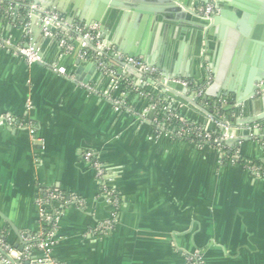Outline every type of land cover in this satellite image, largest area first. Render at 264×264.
<instances>
[{"label": "crops", "instance_id": "crops-1", "mask_svg": "<svg viewBox=\"0 0 264 264\" xmlns=\"http://www.w3.org/2000/svg\"><path fill=\"white\" fill-rule=\"evenodd\" d=\"M36 1L84 23L108 8L103 0ZM179 1L191 4L193 14L177 20L158 11L143 15L129 6L155 8L150 0H117L120 5L113 7L123 16L116 30L114 19L108 20L111 40L133 39L138 51L152 60L160 58L169 72L198 84L209 81L206 89L214 84L216 69L223 78L230 74L238 88L239 57L264 60V41L254 36L258 30L264 37V21L256 20L264 17V0H236L237 7L232 0H216L225 22L211 25L206 39V27L197 17L209 0ZM244 10L249 12L247 26H240L248 32L245 36L234 24L245 16ZM215 11L214 16L220 14V8ZM20 18L19 11L10 18L0 14V232L6 241L15 247L26 242L22 235L43 228L37 202L51 189L72 198L56 222L51 246L56 264H183L184 254L196 249L205 264H264V177L241 163L223 164L211 147L196 148L156 132L138 115L143 99L135 100L137 112L132 113L116 110L89 92L78 81L104 89L102 73L79 60L75 51L58 58V44L41 34L35 20L28 41L42 61L28 64L14 53L27 41ZM242 37L248 44L243 50L236 45ZM53 60L74 79L51 70ZM233 60H239L236 67ZM231 95L236 109V96ZM248 104L235 120L239 150L243 157L264 163V147L244 134L239 122L264 113V90ZM180 109L188 117L204 119L189 102ZM5 115L30 128L9 124ZM86 149L107 167L104 182L119 198L116 221L104 232L97 226L109 217L110 207L82 157ZM55 206L45 205L44 210L51 213ZM39 255L33 251L32 256Z\"/></svg>", "mask_w": 264, "mask_h": 264}, {"label": "built area", "instance_id": "built-area-1", "mask_svg": "<svg viewBox=\"0 0 264 264\" xmlns=\"http://www.w3.org/2000/svg\"><path fill=\"white\" fill-rule=\"evenodd\" d=\"M214 7L213 2L207 1L206 5L200 9V14L204 17L212 16ZM18 11L21 14L23 36L27 41L17 46L14 53L21 55L28 64L42 61L38 49L28 41L31 25L35 20L39 24L41 34L55 40L58 44L60 48L58 58L75 51L79 60L93 63L107 82L104 89L81 81H78L79 85L99 98L108 100L116 110L136 113L135 100L143 99L145 105L138 115L142 119L149 120L156 132L164 134L173 141L189 142L196 148L211 147L216 150L222 163L225 151L228 150L232 152L229 164L238 163V159L242 156L239 150L240 136L237 134L238 124L232 123L230 115L236 120L241 106L237 104V111L234 114L220 112V108L228 101L227 95H220L215 97L211 105L213 112H209L205 101L209 96L203 98L209 81L198 84L182 77L168 78L157 66L148 64L142 58L127 56L113 46L105 45V38L98 22L84 23L68 20L56 10L33 0H0L1 15L10 18ZM83 39L90 41L91 46H87ZM4 43L5 47H8L9 42L4 41ZM127 66L131 67L133 73L126 69ZM48 67L58 74L74 79L73 75L68 74L58 60L51 61ZM169 83L190 89L188 97L190 99L197 97L198 105L189 104L202 113L203 120L194 119L182 113L181 103L174 98V95L181 94V91L170 86ZM134 92L135 94H132ZM4 117L9 124H15L16 127L30 128L29 124L24 122L12 121L9 115ZM216 128L219 133L213 134ZM242 129L248 132L247 135L250 138H256L264 147V123L253 121L244 124ZM82 157L93 168L96 181L100 186V193L110 207L109 217L97 226L98 231L104 232L110 229L116 221L119 198L116 190L105 184L104 176L107 167L99 160L96 153L86 149L82 152ZM245 166L255 176L264 177V172L260 167ZM43 193L37 202L43 228L35 235H22L26 239L22 249L9 244L0 232V264H56L51 256L56 222L72 198L51 189H46ZM74 200L77 205H80L79 199L74 198ZM51 203L56 204L55 208L51 213L46 212L44 206ZM34 250L40 251V255L32 256ZM183 264H205L202 251L196 249L185 253Z\"/></svg>", "mask_w": 264, "mask_h": 264}, {"label": "water", "instance_id": "water-1", "mask_svg": "<svg viewBox=\"0 0 264 264\" xmlns=\"http://www.w3.org/2000/svg\"><path fill=\"white\" fill-rule=\"evenodd\" d=\"M34 2H37L36 0H33ZM137 1V0H136ZM139 1V0H138ZM151 2H153L156 7L155 8H148L146 10H142V8H136L134 6H129V9L132 11H137V12H143V15L145 14H152L155 11L160 12L163 16H167L169 18H172L173 20H177L183 16H185L187 13L188 14H193L191 11V7L190 5H186L182 2H180L179 0H150ZM39 3V2H37ZM216 4L214 5L217 8H220V14L217 16H214V14L212 16L209 17H204L202 15H200L199 20L202 22V24L206 27L205 33H204V38H207V34H208V28L211 25H216L220 23L225 22V20L223 19L225 16V11L222 9L221 5L219 4V2H215ZM103 4L107 5L108 8L106 7L105 10L103 11L104 14L103 16L99 17V16H92V18L86 22V23H90V22H98L99 26H100V30L102 32V35L105 38V45H109V46H113L114 48H116L117 50L121 51L123 54L130 56V57H139L142 58L145 62H147L148 64H152L157 66L162 72H164V74L166 75V77L168 78H174V77H179V74L177 72H169L166 68H163L162 63L160 58L156 59V60H152L151 58H147L146 56H144L143 51L137 49V47H135V41L133 39H127L126 41L123 40H111L110 38V32L109 30L112 31V29L109 27L108 25V20L110 19H114V21L116 22V27L114 28L115 30L117 29V23L118 20H121V17L123 16V14H119L117 13V11H115L114 9V5H120L117 0H103ZM203 4V3H202ZM232 4L233 6L237 7V2L236 0H232ZM246 11V10H244ZM174 12V13H173ZM247 13H245V16L243 14L242 18L240 20L235 19L234 24L236 27H238L241 32L244 34V36L248 33L247 31L243 30L242 28H240V26H243L242 24L244 23V18L247 16L246 14H248L249 12L246 11ZM251 13V12H250ZM165 14V15H164ZM254 14V13H253ZM250 15V14H249ZM257 16V15H256ZM256 20L259 21H264V17L262 15H259L256 17ZM247 25L245 24V27ZM218 37L221 40L223 37V32L222 30H220L218 28ZM247 32V33H246ZM258 30H256V33H254V36H257L256 38L258 39H262V41H264V37H260V32H258ZM243 38V39H242ZM239 40H237L236 45L239 48H242L241 50H243L246 46V40H244L245 37H242ZM83 41L85 42V44L87 46H91V42L83 39ZM111 41V42H110ZM230 41H228L229 43ZM248 46V44H247ZM246 46V47H247ZM257 47H260V44L257 45ZM240 50V52H241ZM40 57L41 53L38 52ZM241 61L242 64L245 63V66L242 64L238 65V61ZM239 60H233L235 67L237 66L238 69H236L237 73L235 75L236 80L239 77L240 80V86L238 88H235V84L232 81V76L230 74H228L226 76V78L222 77V72L220 70L215 71V76H214V84H212V86L209 87V89L205 90V95L203 96V98H206L207 96L209 97H218L220 95H227V94H233L236 96V100L239 106H241V109L243 111L248 109V103H250L252 101V99H254V96L256 95L258 90H264V60H258L257 58H252V59H245L243 57H239ZM79 62V60L77 61V63ZM88 66H91L92 68H95V65L93 63H90ZM81 69V66H78V71ZM126 69L133 73V70L131 69V67L127 66ZM233 71V70H232ZM238 74V76H237ZM241 76V77H240ZM170 86H173L175 89H178L181 91V94L178 95H174V98L176 100H178L181 103L184 104H188L192 103L195 105H198L197 103V97H193L192 99H190L189 97L185 96V91L188 88H183L181 85H175L173 83H169ZM212 88L217 89L216 92H212ZM256 100H258V98H255ZM264 113L263 114H257L256 116L250 117V118H246V116H244L239 122H241L242 124H246V123H251L253 121H259L262 120L264 123ZM261 121V122H262ZM244 134L248 133L246 130L243 131ZM20 236V235H19ZM24 245V242H18L15 244V247H17L18 249H22ZM45 264V263H44Z\"/></svg>", "mask_w": 264, "mask_h": 264}, {"label": "trees", "instance_id": "trees-1", "mask_svg": "<svg viewBox=\"0 0 264 264\" xmlns=\"http://www.w3.org/2000/svg\"><path fill=\"white\" fill-rule=\"evenodd\" d=\"M132 94H135V92L132 93ZM227 98H228V101H227L226 105H224V106H222L220 108V112L226 113V114H234L236 109L232 105V103H233L232 102V95L231 94H227ZM205 101L207 103V109L209 110V112H213V108H212L211 105L215 101V98L209 97ZM230 120L232 121V123L234 125H236L235 118L232 115H230ZM217 133H219V130L216 128V130L214 131L213 134H217ZM231 153L232 152H230L228 150L225 151V154H224V157H223V164H229V159L231 158ZM238 163H241L243 165H256V166L260 167V169L264 172V163H262L259 160H250V159H247V158L241 156L238 159ZM46 229H47V227H46Z\"/></svg>", "mask_w": 264, "mask_h": 264}, {"label": "rangeland", "instance_id": "rangeland-1", "mask_svg": "<svg viewBox=\"0 0 264 264\" xmlns=\"http://www.w3.org/2000/svg\"><path fill=\"white\" fill-rule=\"evenodd\" d=\"M208 2H209V3L213 2V3H214V5L216 4V3H215V2H216V0H209ZM205 5H206V3H204V6H205ZM216 9H218V8H217V7H214V9H213V10H214V12H213V13H215V12H216V11H215Z\"/></svg>", "mask_w": 264, "mask_h": 264}]
</instances>
